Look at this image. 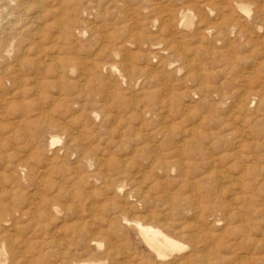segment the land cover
<instances>
[{"label": "rangeland", "instance_id": "obj_1", "mask_svg": "<svg viewBox=\"0 0 264 264\" xmlns=\"http://www.w3.org/2000/svg\"><path fill=\"white\" fill-rule=\"evenodd\" d=\"M0 179V264H264V0H0Z\"/></svg>", "mask_w": 264, "mask_h": 264}, {"label": "bare ground", "instance_id": "obj_2", "mask_svg": "<svg viewBox=\"0 0 264 264\" xmlns=\"http://www.w3.org/2000/svg\"><path fill=\"white\" fill-rule=\"evenodd\" d=\"M234 3V2H233ZM38 7V6H37ZM38 16V15H37ZM3 19V18H2ZM34 19H35V17H34ZM171 21V20H170ZM17 26V25H16ZM214 30V29H213ZM175 43V42H174ZM129 44V43H128ZM181 46V45H180ZM128 56V55H127ZM52 58V57H51ZM157 58V57H156ZM53 59V58H52ZM51 59V60H52ZM2 66V65H1ZM108 67V66H107ZM113 67V66H112ZM61 69V68H60ZM86 69V68H85ZM57 70V69H56ZM56 70H53V73L52 74H54V75H56L57 76V78H59L58 76H59V73L56 71ZM72 70V69H71ZM85 71V70H84ZM83 72V71H82ZM72 73V72H71ZM85 74V73H84ZM55 77V76H54ZM86 78V77H85ZM34 80V79H33ZM84 84V83H83ZM110 85V84H109ZM59 89V88H58ZM109 92V91H108ZM42 112H44V111H42ZM95 114V113H94ZM92 116V115H91ZM114 122V121H113ZM65 123V122H64ZM55 127H56V125H54ZM54 128V127H53ZM59 128V127H58ZM64 132V131H63ZM182 133H185V132H182ZM63 136V135H62ZM159 137V136H158ZM182 138V137H181ZM183 140H185V139H183ZM172 142H174V141H172ZM172 142H169L168 144L171 146V144L170 143H172ZM185 142H187V140L185 141ZM55 143H57V140L56 139H53V140H51V145H53V144H55ZM175 143V142H174ZM191 144H192V142H190ZM176 144H178V143H176ZM76 145V144H75ZM74 145V146H75ZM186 145V144H185ZM189 145V144H188ZM176 146V145H175ZM182 146V145H181ZM180 147V146H179ZM186 147V146H185ZM177 149V148H176ZM183 149V148H182ZM63 151V150H62ZM169 149H168V155L170 156V154H169ZM174 151V150H173ZM183 151V150H182ZM184 151H186V148L184 149ZM188 151V150H187ZM186 151V152H187ZM172 152V151H171ZM170 152V153H171ZM179 151H177V153H178ZM173 153V152H172ZM175 154V155H174ZM178 154H181V153H178ZM173 155H174V157L175 156H178L179 157V155H177L176 154V152L175 153H173ZM182 155H183V153H182ZM184 156V155H183ZM172 157V156H171ZM180 157H181V155H180ZM98 158H100V157H98ZM158 158H159V156H158ZM163 158H165V157H162V160H164ZM181 158H184V157H181ZM175 159V158H174ZM160 160H161V157H160ZM162 160H161V162H162ZM173 160V159H172ZM172 160H171V163H172ZM181 160V159H180ZM179 160V161H180ZM187 160V159H186ZM173 161H175V160H173ZM21 162V161H20ZM19 162V163H20ZM99 162V161H98ZM153 162H154V160H153ZM164 162V161H163ZM169 162V161H168ZM176 162V161H175ZM18 163V165H16L15 163V168H16V166L18 167L17 169H21L22 167H23V165H21V163L19 164ZM103 163V162H102ZM167 162H165V164H166ZM96 164H98V163H96ZM162 163H160V165H159V167L160 166H162L161 165ZM24 165H25V163H24ZM157 165V164H156ZM185 165H186V163H185ZM165 166V165H164ZM164 166L162 167V168H164ZM158 167V166H157ZM24 168V167H23ZM170 168V167H169ZM188 168V167H187ZM14 169V168H13ZM16 169V170H17ZM166 170H167V165H166V168H165ZM24 170V169H23ZM45 170V169H44ZM43 174V173H42ZM44 177V176H43ZM40 178V177H39ZM1 180V179H0ZM40 180V179H39ZM108 185H109V183H108ZM110 186V185H109ZM107 187V186H106ZM123 188V187H122ZM121 188V189H122ZM139 189H141V188H139ZM115 192H117V191H115ZM117 193H119V191L117 192ZM139 193H141V192H139ZM138 193V194H139ZM129 195V194H128ZM140 195H138V197H139ZM144 196V195H143ZM147 197V196H146ZM144 198V197H143ZM142 198V199H143ZM148 198V197H147ZM172 199V198H171ZM173 200H175L174 198H173ZM144 201H147V200H144ZM144 201H142V202H144ZM176 201V200H175ZM233 208V207H232ZM150 215V214H149ZM151 216V215H150ZM156 216V215H155ZM123 218V217H122ZM145 219V218H144ZM143 219V220H144ZM125 220V219H124ZM136 220V219H135ZM142 220V219H141ZM147 219H145L144 220V222L146 221ZM150 220V219H149ZM156 220H159V219H156ZM126 221H127V219H126ZM139 221V223H140V220H138ZM152 221V220H151ZM148 222V221H147ZM156 222H158L159 223V221H156ZM123 223H125V222H123ZM137 221L136 222H134L133 220H132V222L130 223V227H131V229L138 235V237L141 239V241L147 246V248L150 250V251H152L154 254H155V256L157 257V258H160V259H164L168 254H170V253H173V252H179V251H183V246L180 244V243H178V242H176V241H174V240H172V239H170V238H168L166 235H164L160 230H158V229H155L154 228V226L153 227H151V226H149L150 225V223L148 224V226H145V225H142V223L141 224H139ZM166 223V222H165ZM0 224H2V223H0ZM4 224V223H3ZM145 224V223H144ZM157 224V223H156ZM161 224H163L162 222H161ZM160 224V225H161ZM159 225V226H160ZM169 225V224H168ZM162 226V225H161ZM163 228H164V225H163ZM169 229H171V227L169 226L168 227ZM167 228V229H168ZM173 228V227H172ZM174 228H176V227H174ZM173 228V229H174ZM161 229V228H160ZM181 229V228H180ZM176 231H179V230H176ZM174 232V231H173ZM180 232V231H179ZM181 233V232H180ZM190 233H188V235H189ZM192 234V233H191ZM173 235H175V234H173ZM176 235H178L177 233H176ZM180 235L181 234H179V237H180ZM183 236V235H182ZM190 236V235H189ZM174 237V236H173ZM177 237V236H176ZM185 238L186 237H188V236H184ZM187 239V238H186ZM192 239V238H191ZM1 241V240H0ZM188 241V240H187ZM191 242V241H190ZM189 243V242H188ZM192 244H193V242H191ZM194 246V245H193ZM195 247V246H194ZM194 247H192V248H194ZM196 248V247H195ZM191 249V248H190ZM186 250V249H185ZM191 251H195V250H191ZM185 252V251H184ZM193 254V253H192ZM184 257V256H183ZM187 257H189V256H187ZM179 259V258H178ZM182 259V258H181ZM187 260V259H186ZM171 261V260H170ZM175 261V260H174ZM178 261V260H177ZM182 261V260H181ZM181 261L179 262L178 261V263H181ZM188 261V260H187ZM186 261V262H187ZM234 261V260H233ZM19 262H21V261H19ZM25 262V261H24ZM28 262V261H27ZM23 263V262H22ZM30 262H28L27 264H29ZM33 263V262H32ZM31 263V264H32ZM157 263H159V262H157ZM185 263V262H184ZM21 264V263H20ZM161 264V263H160ZM165 264H166V262H165ZM172 264V263H171ZM175 264V263H174ZM198 264V263H197ZM204 264V263H203Z\"/></svg>", "mask_w": 264, "mask_h": 264}]
</instances>
